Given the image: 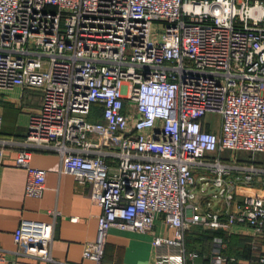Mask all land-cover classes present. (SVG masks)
Returning <instances> with one entry per match:
<instances>
[{
    "label": "built area",
    "instance_id": "obj_1",
    "mask_svg": "<svg viewBox=\"0 0 264 264\" xmlns=\"http://www.w3.org/2000/svg\"><path fill=\"white\" fill-rule=\"evenodd\" d=\"M16 86L41 93L15 156L25 194L44 189L32 149H51L101 208L84 258L100 264L110 228L152 233L156 264L197 255L184 243L191 224L264 235V192L232 200L236 187L264 182V166L220 159L264 152V0H0V96ZM95 105L101 119L89 121ZM8 143L0 139V168ZM198 191L209 193L205 209ZM159 215L169 234L154 232ZM53 229L21 218L17 253L52 262ZM223 246L215 236L211 264H248Z\"/></svg>",
    "mask_w": 264,
    "mask_h": 264
},
{
    "label": "crops",
    "instance_id": "obj_2",
    "mask_svg": "<svg viewBox=\"0 0 264 264\" xmlns=\"http://www.w3.org/2000/svg\"><path fill=\"white\" fill-rule=\"evenodd\" d=\"M41 93L37 89H24L16 86L5 90L0 96V139L7 140L0 168V250L4 252L3 264H95L82 256L84 245L95 239L97 218L101 211L98 204L91 201V185L79 184L71 173L60 172L61 159L51 149L33 148L31 165L45 169L44 189L40 196L26 195L24 184L26 171L16 166L15 156L24 138L29 113L39 108ZM107 161L111 158L106 157ZM264 166V165H263ZM197 189H194L197 191ZM264 192V182L254 180L251 184L238 186L233 195L240 200L246 194ZM209 193L196 196L193 202L206 207ZM213 208L224 213L223 200L212 201ZM52 210L60 213L54 215ZM21 218L53 221L51 244L52 262L17 253L13 231ZM155 233L169 234L170 230L159 215L153 226ZM226 233L221 252L233 255L248 264H261L257 256L264 254V235L253 236L251 229L243 224H234L230 230L211 229ZM199 224H191L185 231L186 251L196 252V256L185 260L184 264H211L212 240L202 235ZM152 233L110 228L106 236L104 254L100 264H156L151 246ZM243 243L249 254L236 256L228 252L231 245Z\"/></svg>",
    "mask_w": 264,
    "mask_h": 264
},
{
    "label": "rangeland",
    "instance_id": "obj_3",
    "mask_svg": "<svg viewBox=\"0 0 264 264\" xmlns=\"http://www.w3.org/2000/svg\"><path fill=\"white\" fill-rule=\"evenodd\" d=\"M101 115L99 114L98 106H92L89 114L87 115V120L89 121H98L100 120ZM206 121L210 126L213 127L215 132H218L219 126V115L216 113H211L206 116ZM220 159L224 163H233V164H254V165H264V152H252L247 150H225L220 155ZM196 176H199V173L196 172ZM209 177H213L214 174L208 172ZM200 180L197 179L196 186L194 189H197L200 186Z\"/></svg>",
    "mask_w": 264,
    "mask_h": 264
},
{
    "label": "trees",
    "instance_id": "obj_4",
    "mask_svg": "<svg viewBox=\"0 0 264 264\" xmlns=\"http://www.w3.org/2000/svg\"><path fill=\"white\" fill-rule=\"evenodd\" d=\"M225 234L226 233L221 232L219 230L216 231V230H211V229H203L202 231V235L204 236V238L209 239V240H212V238L216 235H220V236H223V238L228 239V237ZM228 252L236 256L243 255V254H249V251L247 250V248H245L243 243H239V245L234 244V245L229 246Z\"/></svg>",
    "mask_w": 264,
    "mask_h": 264
}]
</instances>
